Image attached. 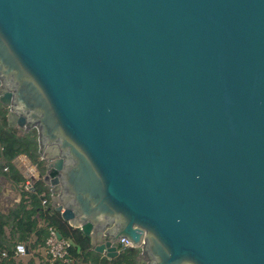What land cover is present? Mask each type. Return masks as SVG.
Segmentation results:
<instances>
[{
	"label": "water",
	"instance_id": "1",
	"mask_svg": "<svg viewBox=\"0 0 264 264\" xmlns=\"http://www.w3.org/2000/svg\"><path fill=\"white\" fill-rule=\"evenodd\" d=\"M0 103L91 251L264 264V0H0Z\"/></svg>",
	"mask_w": 264,
	"mask_h": 264
},
{
	"label": "trees",
	"instance_id": "2",
	"mask_svg": "<svg viewBox=\"0 0 264 264\" xmlns=\"http://www.w3.org/2000/svg\"><path fill=\"white\" fill-rule=\"evenodd\" d=\"M7 113L8 109L0 103V175L19 187L22 198L6 213L0 211V264H17L16 246L27 244L33 235L36 240L29 247L44 246L49 227H55L63 238L70 240L69 251L75 264H138L139 248L119 247L114 259L91 251L89 237L80 229L72 228L53 210L50 188L42 180L34 183L33 190H25L27 180L14 160L20 155L26 156L41 175L48 171L47 164L41 159L37 130L20 134L18 128L9 127ZM50 175L55 177L57 173L51 171ZM7 229H10L9 234Z\"/></svg>",
	"mask_w": 264,
	"mask_h": 264
},
{
	"label": "built area",
	"instance_id": "3",
	"mask_svg": "<svg viewBox=\"0 0 264 264\" xmlns=\"http://www.w3.org/2000/svg\"><path fill=\"white\" fill-rule=\"evenodd\" d=\"M26 131V130H25ZM44 160V158H42ZM17 169L22 173L23 176L26 177V185L25 190L31 191L33 190V185L36 182L33 180V173L26 166V158L24 155L18 156L15 161ZM53 201V200H52ZM45 203V202H44ZM71 242L70 240L63 238L58 230L55 227H49L47 230V237L44 242V249L47 256L53 261L61 264H75L74 259L70 254ZM120 247L122 248H132L130 242L122 239L120 241ZM16 256H24L27 254V247L25 244L20 243L16 246ZM141 256L144 257L142 252H140Z\"/></svg>",
	"mask_w": 264,
	"mask_h": 264
},
{
	"label": "crops",
	"instance_id": "4",
	"mask_svg": "<svg viewBox=\"0 0 264 264\" xmlns=\"http://www.w3.org/2000/svg\"><path fill=\"white\" fill-rule=\"evenodd\" d=\"M5 107V106H4ZM6 109H8L6 107ZM19 133L26 132L24 129H18ZM43 158L41 152V159ZM45 160V159H44ZM15 161V160H14ZM47 164V162H46ZM25 177V176H24ZM26 179V177H25ZM22 196L20 193L19 187L14 185L9 180L5 179L0 175V211L6 213L9 209L14 207L17 203L20 202ZM53 204V202H52ZM10 229H7V234H9ZM36 240V237L33 235L29 242L26 245L27 254L24 256H16L15 260L17 264H61L58 262H53L46 254L44 246H38L34 249L29 247L30 244H33ZM141 250V249H140ZM100 255V254H99ZM102 256V255H101ZM140 256V254H139ZM137 258L138 264H149L150 258L142 256ZM104 257V256H103Z\"/></svg>",
	"mask_w": 264,
	"mask_h": 264
},
{
	"label": "rangeland",
	"instance_id": "5",
	"mask_svg": "<svg viewBox=\"0 0 264 264\" xmlns=\"http://www.w3.org/2000/svg\"><path fill=\"white\" fill-rule=\"evenodd\" d=\"M21 130H22V129H21ZM30 130H32V129H30ZM30 130H29V131H30ZM44 161H45V160H44ZM45 162H46V161H45Z\"/></svg>",
	"mask_w": 264,
	"mask_h": 264
}]
</instances>
